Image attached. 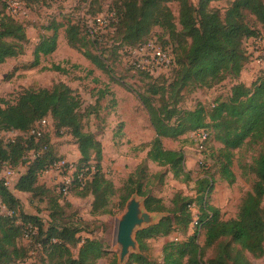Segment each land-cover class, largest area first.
<instances>
[{
  "label": "trees",
  "instance_id": "obj_1",
  "mask_svg": "<svg viewBox=\"0 0 264 264\" xmlns=\"http://www.w3.org/2000/svg\"><path fill=\"white\" fill-rule=\"evenodd\" d=\"M23 1L34 5L44 0ZM218 1L198 0L193 5L190 0H118L116 6L95 14L112 11L116 18L111 30L100 42L88 37L84 21L75 20L65 25L67 46L78 51L101 71H105L104 59L101 55L93 54L91 49L103 47L125 57L121 53L123 48L135 50L153 41L161 47H171L175 55V67L167 75L156 78L134 70L127 61L128 68L141 78L154 81L142 93H136L148 114L154 137L148 145L141 146L147 148L145 161L117 190L120 192V203L123 207L135 194L143 199V206L148 213L168 214L155 225L135 233L140 253L131 254L125 264H151L143 255L147 241L167 237L176 228L186 230L193 219L190 212L193 203L198 209L194 228L204 229L203 246L197 242V231L183 242L168 241L162 248L161 264H251L245 254L254 259L264 255V76L257 77L249 85L240 82L241 74L251 64L245 42L251 38H264V0H232L223 17L217 9L209 7ZM172 2L179 6L180 30H177L175 16L168 6ZM2 14L0 65L22 55L27 44L22 23L7 16L4 5ZM255 24L260 27L255 28ZM153 28L163 30L168 37L162 39L150 35ZM52 31L53 34L42 39L35 48L31 67L38 65L40 56L51 55L56 50L57 27H52ZM81 31H85V36H81ZM169 39L175 40L177 46ZM54 69L64 72L58 66ZM226 79L233 81L227 99L217 101L210 109L199 105L190 111L177 108L182 90L212 88ZM156 81L163 82L158 85ZM45 118H50L58 131L67 130L75 140L80 156L75 167L77 172L87 170L84 175L89 176L81 183L74 177L69 191H81L76 193L78 198L89 195L93 198V216L111 215L109 200L116 194V187L102 172L101 144L91 132L84 131L79 98L68 85L59 82L49 90H27L19 96L16 105L5 109L0 107V131L28 133ZM197 131L207 135L201 153L210 140L221 145L220 149L210 148L219 164L220 178L228 184L235 180L230 169L233 152L244 144L259 148L258 156L251 166L254 174L251 192L242 199L233 219L223 221L218 209L206 202L212 189L211 179L197 181L195 200L176 193L170 201V207L149 190L150 184L162 177L158 173L148 175L147 162L167 168L176 180H180V177L183 181L189 180L183 153L165 149L162 140H176ZM28 154L30 157L26 159ZM60 160L63 158L55 155L47 133L37 139L19 136L8 143L0 140V167L5 163L13 168L25 165V170L15 181L14 190L48 198L50 217L46 227L39 216L25 214L19 199L0 180V204L13 212V216H0V264H20L19 261L26 257L29 249L19 243L28 225L37 228V234L31 237L29 245L32 248L37 244L41 246V250H36L44 253L43 264H96L107 255L99 240L86 238L82 243L79 241L78 227L62 222L65 206L61 205L59 197L50 196L49 190L38 183L39 174ZM201 164L204 166V159ZM146 177L148 179L144 183ZM78 245L75 257L70 247ZM211 248H214L212 257L204 261L206 251ZM107 264H119L117 256L114 254Z\"/></svg>",
  "mask_w": 264,
  "mask_h": 264
},
{
  "label": "rangeland",
  "instance_id": "obj_2",
  "mask_svg": "<svg viewBox=\"0 0 264 264\" xmlns=\"http://www.w3.org/2000/svg\"><path fill=\"white\" fill-rule=\"evenodd\" d=\"M117 1L79 0L73 3L65 0H44L34 5L26 4L28 19L20 22L25 29L27 38L24 52L17 58L9 59L0 65V107L3 109L16 105L19 96L27 90H49L59 82H63L73 89L80 101L84 131L91 132L95 139L100 142L102 172L114 184L116 191L121 189L136 167L145 161L147 148L141 146L148 145L154 137L148 114L136 96V93H142L146 86L149 83H154V81L141 78L135 71L129 69L126 56L103 47L99 50L91 49L93 54L101 55L104 59L105 71H101L78 51L67 46L64 30L68 22L73 23L75 20H79L78 13L82 10L87 16L93 17L97 12L116 6ZM190 2L196 5L198 0H190ZM231 2L232 0H220L211 3L209 7L217 9L223 17ZM168 6L175 16L177 30H180L178 25L179 6L173 2L169 3ZM2 11L3 5L0 2V17L3 15ZM54 26L57 27L56 50L51 55L40 56L38 65L31 67L35 48L42 39L49 38L53 34L52 27ZM254 27L259 28L260 25L255 24ZM151 31L150 35L159 36L162 39L168 37L167 33L159 28H153ZM84 32L81 31V36H85ZM169 40L177 46L175 40ZM262 40L264 42V38ZM246 44L247 41L245 47ZM249 45L254 46V44ZM249 45L247 47L251 48ZM167 48L171 50V47ZM56 66L64 72L56 71L54 69ZM259 75H261L259 71L249 65L241 75V79L252 83ZM162 82L156 81V84L161 85ZM232 83L231 79H226L212 88L184 89L179 94L177 108L190 111L199 105L205 109H210L217 101L229 97ZM49 120L51 123L47 128V134L50 137L55 155L76 165L80 156L75 140L69 136L67 130L58 131L50 118ZM19 136H23L25 139L29 134L17 131H0V140L3 143ZM195 139L193 134L187 133L176 140H162L165 149L183 153L184 167L185 171L189 173V180L183 181L182 177L180 180H176L167 168H161L147 162L148 175L158 173L162 177L161 180H154L153 184H150L149 190L153 196L162 199L164 204L170 207V201L176 193H182L184 196L195 200L198 191L197 181L203 178L211 179L212 189L206 197V202L218 209L219 217L223 221L233 219L237 215L242 199L251 192L254 181L251 166L258 156L259 148L253 144H244L240 149L233 152V163L230 169L235 180L232 184H228L220 178L219 164L216 158L212 156L213 150L210 148L213 146L215 149H220L221 145L210 140L205 151L201 153L196 146ZM29 157L30 154L27 158L25 156L26 159ZM203 159L204 166L201 164ZM24 170L25 165L17 168L12 167L13 180L8 186H4L19 199L25 214L39 216L44 226L47 227L50 222L48 198L18 193L13 188L19 174L23 173ZM4 173V166H1V181H4ZM147 179L148 177L145 178L144 183ZM38 181L39 185L49 190L50 196L59 197L61 205L65 206L62 211V222L78 227L77 237L81 243L86 238L97 239L102 243L107 255L97 261L96 264H107L114 254L118 257L119 246L115 241L117 220L124 212L127 203L122 207L120 192L117 191L109 200L111 215L93 216L91 214L93 198L90 195L85 198H78L76 193L81 191H76V189L69 191L66 196L62 195L60 193L61 182L55 169L48 173L39 174ZM132 198H136L141 204L143 203V199L140 197L132 196ZM197 211V206L193 203L190 208L192 217L197 215ZM167 214L150 213L152 224L157 223ZM0 216H6V214L0 210ZM192 222L186 230L176 228L167 237L148 240L143 255L151 264H161L162 248L166 242H183L196 231L197 242L203 246L204 229L201 227L195 229ZM19 245L29 249L26 257L22 259L23 261H19L20 264H43L42 256L44 253L37 251L36 245L35 248H32L23 240L20 241ZM70 248L72 255L76 257L79 245ZM213 249L206 251L204 261H208L212 257ZM135 253H140L138 248ZM245 255L251 264H264V255L259 259H254L249 254Z\"/></svg>",
  "mask_w": 264,
  "mask_h": 264
},
{
  "label": "built area",
  "instance_id": "obj_3",
  "mask_svg": "<svg viewBox=\"0 0 264 264\" xmlns=\"http://www.w3.org/2000/svg\"><path fill=\"white\" fill-rule=\"evenodd\" d=\"M67 2H77L79 0H65ZM0 2L5 7V13L11 19L23 22L28 19V10L26 4L23 0H0ZM78 19L84 21V27L87 31L88 37L92 41H102L103 36L111 30V25L116 22L115 14L112 11H106L100 14H97L93 17L87 16L84 11L78 13ZM249 44H254L251 46ZM251 46L248 48L247 46ZM246 50L251 56V63L254 69H257L261 75L264 76V42L261 38H251L247 40ZM127 57V61L134 70L144 72L149 76L158 77L162 75H167L175 67V55L167 47H161L156 45L153 41L148 42L146 45L139 49L132 50L130 48H123L121 50ZM255 74V73H254ZM49 118H45L37 122L34 127L28 132L30 137L35 139L39 138L42 134L47 133V128L50 126ZM193 137H196L197 148L201 151L203 149V143L207 138V135L202 131H197L191 133ZM14 139H9L7 141L11 142ZM33 158V157H32ZM4 185L8 186L13 180L12 167L5 163L4 165ZM55 169L57 175L61 182L60 188L62 195L66 196L69 193V186L74 179L77 178L78 182L81 183L83 180L89 179L87 175L85 177L84 173L87 170L77 172L75 164L68 160H60L51 167H49L44 173H48ZM92 171V170H91ZM90 175V174H89ZM0 210L3 211L6 216H13V212L8 211L4 205L0 204ZM192 224H196V216L193 215ZM37 234V228L31 225L25 226L23 233V241L30 244L31 237ZM38 250H41L39 244L36 245Z\"/></svg>",
  "mask_w": 264,
  "mask_h": 264
},
{
  "label": "water",
  "instance_id": "obj_4",
  "mask_svg": "<svg viewBox=\"0 0 264 264\" xmlns=\"http://www.w3.org/2000/svg\"><path fill=\"white\" fill-rule=\"evenodd\" d=\"M132 196H136L135 194ZM127 201L124 212L117 220L115 241L119 246L118 263H125L131 254L135 253L138 245L135 240V233L152 225V217L143 203L136 198ZM138 197V196H137Z\"/></svg>",
  "mask_w": 264,
  "mask_h": 264
},
{
  "label": "crops",
  "instance_id": "obj_5",
  "mask_svg": "<svg viewBox=\"0 0 264 264\" xmlns=\"http://www.w3.org/2000/svg\"><path fill=\"white\" fill-rule=\"evenodd\" d=\"M250 66L252 67V63L250 64ZM244 72H245V71H244ZM244 72H243V73H244ZM243 73H242V74H243ZM242 74H241V75H242ZM240 82H243V83L246 84V85H249V84H250L249 82L242 81L241 78H240ZM77 156H78V155H77ZM77 156H76V158H77ZM18 193H19V192H18Z\"/></svg>",
  "mask_w": 264,
  "mask_h": 264
}]
</instances>
